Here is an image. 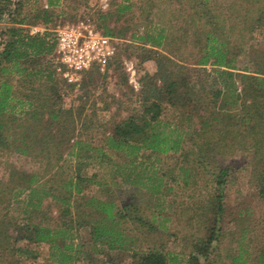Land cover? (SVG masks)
Returning a JSON list of instances; mask_svg holds the SVG:
<instances>
[{
	"label": "trees",
	"instance_id": "trees-1",
	"mask_svg": "<svg viewBox=\"0 0 264 264\" xmlns=\"http://www.w3.org/2000/svg\"><path fill=\"white\" fill-rule=\"evenodd\" d=\"M13 2L16 15L9 11L10 25L0 31V155L5 149H13L45 167L43 173H21L12 167L9 179L6 182L0 179V204L5 203L4 207H0V215H7L2 210L9 209L15 195L22 191L27 192L22 201L25 212L31 209L29 212L33 213L32 210L43 208L42 198L51 195L58 204V215L53 216L54 219L29 221L22 228L21 235L18 234L21 228L12 229L11 223L5 222L3 225L7 226L0 229V240H8L15 234L11 243L22 239L26 241L15 247L21 258H36L37 250L30 244L47 242L54 264H83L80 258L93 259L96 252H101V246L109 250L131 249L130 244L133 243L126 245L128 235L121 225L128 213L119 209L112 196L104 199L102 191L108 190L104 187L105 182H97L99 194L89 195L84 191L87 182L96 181L78 172L61 179L62 190H57L59 193L49 189L57 174L56 170L62 167L63 149L68 145L80 147L83 143L73 139L75 114L81 115L82 109L63 108L58 105L59 95L54 99L57 93V85L52 77L55 71L56 35L48 29L33 34L26 31L22 24L27 23V17L32 13H23L20 0ZM7 6L8 0H0V20L4 19ZM257 6L256 10H261L262 5ZM46 8L40 9L42 13H36L33 18L48 22ZM247 15L250 19H247ZM239 22L234 21L231 29L238 28ZM207 24L212 28L203 26L201 29L200 33H204L206 38L203 45H197L200 57L194 63V68L158 54L155 57L157 70L153 74L147 73L143 78L140 109L125 118L113 119L104 130L105 133L108 131L105 142L108 148L124 155L125 161L119 168L123 171L129 169L126 179L131 178V172H135V163L139 162V158L143 160L152 154L169 151L175 154L174 165L178 170L173 179L180 177L182 187L188 189L199 177H207L213 187L205 198L201 215L208 218V223L201 226L204 234L194 238L193 250L185 264H244L252 256L242 247V241L250 244V241H246L247 226L235 238L239 242L235 252L221 248L222 236L219 231L225 213L223 190L234 172L241 167V162L246 163L250 169V180L255 184L264 207V62L254 68H237V55L244 50L241 45L248 42L245 40L244 28L238 29L244 41L240 39V43L233 44L222 33L223 30L217 32V21L210 20ZM241 24L247 26L250 33L263 27V12L241 15ZM105 33L114 35L112 29L107 27ZM138 38L158 46L167 36L160 33L157 37L147 34ZM44 57L51 60L52 69L51 65L46 67L47 62L41 61ZM206 65H211L218 73V83L212 82L211 72H200L205 71ZM11 70L22 78H35L48 83L47 89L52 93L43 102L34 105L33 109L30 104L31 109L18 115L12 103L15 98L12 83L8 77L2 78ZM167 107H171L175 113L177 119L174 122L163 119ZM43 108L46 110L43 111ZM39 123H45L44 129L43 126L39 129ZM238 153L241 154L240 159L236 158ZM46 170L52 171V174L44 176ZM169 171L155 177L149 176L154 181L147 188L162 192L165 185L162 177ZM43 176L41 185L45 188L32 185ZM132 207L139 212L138 207ZM135 220L150 227L148 220L143 221L141 217ZM82 227H86L90 234L91 251L84 249L85 242L82 240L74 242V232L77 233ZM259 228L261 233L254 245L257 253L252 256V264H264V214ZM1 252L3 255L4 250L1 249ZM132 255L137 259L131 264L178 262L175 255H167L158 248L139 252L134 248ZM229 259L231 262H228Z\"/></svg>",
	"mask_w": 264,
	"mask_h": 264
},
{
	"label": "rangeland",
	"instance_id": "rangeland-1",
	"mask_svg": "<svg viewBox=\"0 0 264 264\" xmlns=\"http://www.w3.org/2000/svg\"><path fill=\"white\" fill-rule=\"evenodd\" d=\"M13 1L8 0L6 14L4 19L0 20V31L10 25L8 13L13 12L16 6ZM20 1L23 3V13H32L27 17V23L22 24L30 33L43 32L47 29L54 35L61 29L76 30L83 34H90L92 31L93 34L113 37L117 43L116 51L106 65L94 63L73 78L64 76L57 69V66L62 64L57 62L55 56L53 60L55 71L52 77L57 85L54 99L59 95L58 105L63 108L72 107L74 110L82 109L81 115L75 114L73 139L83 143L80 147L68 145L63 149L62 167L56 170L57 174L49 189L53 193H59L57 190H62L61 179L78 172L91 176L96 181L87 182L84 191L89 195L99 194L97 182H105L104 187L108 190L102 191L103 197L106 199L107 196H112L117 201L119 209L123 213H128V217L122 220L121 225L128 235L126 245L133 243L130 244L131 249L125 247L124 250H109L106 246H101V252H96L93 259L80 258V262L131 264L137 259L132 255L134 248L138 249V252L158 248L167 255L169 253L175 255L178 262L185 264L193 250L194 238L204 234L201 226L208 223V218L202 217L201 213L205 198L212 192L213 185L207 177L202 176L188 189L182 187L180 177L177 180L173 179L178 170L174 165L175 154L172 151L152 154L143 160L139 158V162L135 163V172H131V178L126 179L129 169L123 171L119 168L125 161L124 155L106 146L105 136L108 131L105 133L104 130L113 119L125 118L140 109L143 78L147 73L153 74L157 70L155 57L158 54L194 68V63L200 57L197 45H203L206 38L204 33L200 32L203 26L212 28L207 24L210 20L217 21V32L223 30L222 33L226 34L233 44L244 41L241 39V31L238 30L244 28L243 33L248 42L241 45L244 50L237 55L236 66L239 69L244 66L258 67L260 62H264V26L250 33L247 26H242L241 15H254L257 11L259 13L262 11L264 15V0H257V3L255 0H50L52 3L49 0ZM259 4L262 8L256 10ZM45 7L48 10L49 21L46 23L36 21L33 16ZM13 15H16V12H13ZM246 17L250 19L249 15ZM234 21L240 22L237 24L238 28L233 30L231 26ZM106 27L112 29L114 35L106 34ZM160 33L167 38L162 39L158 46H152L150 42L138 38L147 34L157 37ZM48 57L42 58L41 61L47 62L46 67L51 65L52 69ZM204 69L205 71L200 72L203 74L211 72L213 83L220 81L218 73L211 65H206ZM86 71L89 72L85 73ZM7 75L2 78L8 77L12 83L14 91L12 94L15 97L12 103L18 115L31 109L30 104L33 105V109L34 105L43 102V99L52 93L47 89L48 83L41 80L22 78L13 70ZM45 110L46 108H43V111ZM163 119L166 122H174L177 119L171 107L166 108ZM42 126L44 129L45 123H39V129ZM54 129L56 130V127ZM237 155L236 158L240 159L241 154ZM12 167H16L21 173L38 171L43 173L45 165H41L39 161L26 154L5 149L0 155L2 181L6 182L9 179ZM168 170H171L169 174L162 177L165 183L162 192L147 188L154 181V178L150 179L149 176L155 177ZM249 172L248 165L241 162V167L225 185L223 190L225 213L221 219L219 232L222 236L220 240L222 250L235 252L239 247V242L235 238L239 237L242 228L247 226L248 231L245 235L246 241H250V244L242 241V247L253 256L257 253L254 245L261 233L259 222L262 221L264 207L258 198L255 184L250 180ZM49 174L51 175L52 171L46 170L44 176ZM44 176L34 181L32 185L40 189L45 188L41 185ZM21 187L22 185L18 191ZM26 194V191L16 194L9 209L2 210L6 211L7 215L5 217L0 215V229H5L7 226L3 225L5 222H10L12 229L21 228L18 232L21 235L22 228L29 221L54 219L53 216L58 215V204L51 195L42 198L43 208L32 210L33 213L29 212L31 209L25 212L22 201ZM4 205L5 203H1L0 207ZM133 205L140 209L139 212L132 207ZM241 210L243 213H240ZM140 217L143 221H150V227L135 220ZM74 234V242L82 240L85 242V250L93 249L86 227L80 228ZM14 235L8 237V240L7 238L0 240V264H54L50 259L49 244L43 242L38 247L39 258L36 261L31 257L21 258L15 247L26 241L22 239L17 243H11ZM219 245L220 242L216 244L215 250ZM1 249L4 250L3 255ZM80 255L83 256L82 252ZM252 256H249L244 264H252L254 261ZM178 262L170 261V264ZM228 262H231V259Z\"/></svg>",
	"mask_w": 264,
	"mask_h": 264
},
{
	"label": "built area",
	"instance_id": "built-area-1",
	"mask_svg": "<svg viewBox=\"0 0 264 264\" xmlns=\"http://www.w3.org/2000/svg\"><path fill=\"white\" fill-rule=\"evenodd\" d=\"M34 31H31L33 33ZM70 29H61L56 35L55 59L57 69L66 77L73 78L94 63L102 66L116 51V40L103 34H83Z\"/></svg>",
	"mask_w": 264,
	"mask_h": 264
},
{
	"label": "crops",
	"instance_id": "crops-1",
	"mask_svg": "<svg viewBox=\"0 0 264 264\" xmlns=\"http://www.w3.org/2000/svg\"><path fill=\"white\" fill-rule=\"evenodd\" d=\"M43 243H47V242H43ZM47 244H49V243H47ZM39 245H40V243H31L30 244L31 247H33L35 250H37V257L36 258L31 257L33 259V261H36L39 258V249H38ZM49 248H50V244H49Z\"/></svg>",
	"mask_w": 264,
	"mask_h": 264
}]
</instances>
